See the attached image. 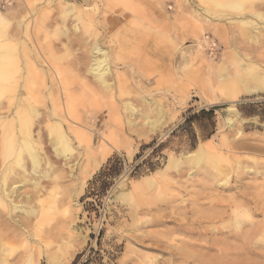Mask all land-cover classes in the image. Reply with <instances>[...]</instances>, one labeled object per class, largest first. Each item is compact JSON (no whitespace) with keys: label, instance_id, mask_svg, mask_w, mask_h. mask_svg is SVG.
Wrapping results in <instances>:
<instances>
[{"label":"rangeland","instance_id":"374dc122","mask_svg":"<svg viewBox=\"0 0 264 264\" xmlns=\"http://www.w3.org/2000/svg\"><path fill=\"white\" fill-rule=\"evenodd\" d=\"M0 12L12 38L0 118L16 84L40 147V166L6 155L0 126L14 200L0 194V264H264V0H0ZM97 42L110 89L89 71ZM56 105L72 151L51 134Z\"/></svg>","mask_w":264,"mask_h":264},{"label":"bare ground","instance_id":"6f19581e","mask_svg":"<svg viewBox=\"0 0 264 264\" xmlns=\"http://www.w3.org/2000/svg\"><path fill=\"white\" fill-rule=\"evenodd\" d=\"M227 1V0H226ZM64 2V1H63ZM48 4V3H47ZM65 4V3H64ZM63 4V5H64ZM67 4V3H66ZM65 4V5H66ZM70 5L72 6V4L70 3ZM69 4L66 5L65 7V14L70 13L71 11H69L67 8L68 6H70ZM226 5V4H225ZM60 6V5H59ZM75 6V5H74ZM226 7V6H225ZM229 8L231 9H240L241 5L238 2H234V3H230L228 4ZM228 8V9H229ZM72 9V8H71ZM97 11V9H96ZM241 12V11H240ZM60 15V14H59ZM78 15V14H77ZM80 15V14H79ZM74 17V16H73ZM78 18V17H77ZM56 19V18H55ZM72 19V18H71ZM70 19V21H71ZM59 21V20H58ZM80 22H82L80 20ZM234 22V21H233ZM10 23V19L3 16L2 13L0 12V25H2L3 28L7 29L6 30V34H5V41H4V49L0 52V71H2L4 74H8L10 71V57L11 55L9 54V50L10 48H8L10 46V43H12V38L10 35V32L8 31V26ZM227 23V22H226ZM57 24V23H56ZM64 24V23H63ZM60 25V24H59ZM81 25V24H80ZM58 28V27H56ZM63 28V27H61ZM60 32V31H59ZM73 32V31H72ZM89 32V31H88ZM92 33V32H91ZM90 33V34H91ZM53 34V33H52ZM57 34V32H56ZM51 35V34H50ZM67 36V35H66ZM97 36V35H95ZM92 37V36H91ZM59 38V37H58ZM60 39V38H59ZM17 40V39H16ZM60 41V40H59ZM62 41V40H61ZM77 41V40H76ZM58 44V43H57ZM56 44V45H57ZM13 45V44H11ZM15 45V44H14ZM66 45V44H65ZM69 46V45H68ZM6 48V49H5ZM35 49V48H34ZM200 49V48H199ZM5 50V51H4ZM36 50V49H35ZM91 57V56H90ZM92 61L90 63L89 66V71L90 73L94 76V78L98 81L99 85L101 88L104 89H110L111 88V80L109 78L110 75V67L108 65V52L105 51L100 45L99 42H97L96 47L94 48V50L92 51ZM257 60V59H256ZM255 60V61H256ZM79 61V60H78ZM76 63V62H75ZM35 64V63H34ZM79 64V62L77 63ZM246 65V64H245ZM256 67V66H254ZM259 67V66H258ZM252 70V69H249ZM247 70V71H249ZM1 72V73H2ZM84 72V71H83ZM264 72V71H263ZM86 75V74H85ZM256 77L254 80L258 83V81L261 80L260 77L258 76H254ZM87 78V76H86ZM91 78V77H90ZM248 82V76L244 77ZM13 81V80H12ZM18 85V83H17ZM98 85V86H99ZM16 86V84L14 85ZM13 86V88H15ZM3 103L1 106V110H2V115L0 118V126L1 129L4 131V144H5V148H6V155H12L14 153H17V157L20 158L21 154L23 152L25 153H29L31 156V160H33V162L35 163L36 166L39 165L40 161L38 158V154L36 153V150L38 149L39 145L37 144L35 137L33 135L32 132V128L31 126L28 124V120L29 123L32 119H28L29 117H27L26 115H28V113H26V110L24 109L23 106V101H29V103H31V97H27V96H22L20 92H16V90H14L11 86V83L8 85H5L3 87ZM20 88V87H19ZM212 90V89H211ZM214 93V92H213ZM68 97V96H67ZM53 102V101H52ZM59 103V102H58ZM57 104V103H56ZM71 104V103H70ZM69 104V105H70ZM57 109H55V112L53 113L58 119L55 123L50 124V130H51V134H54V126H59L57 127V129L59 130L60 134H59V140L61 141H57L61 143V147H63L62 149L65 150V152L67 151H72V147L70 144V140L69 138V133H71L70 131L73 132V135L78 134V132L75 131V129H73L70 125H68L67 123V118L65 117V112L63 109L58 108V105H56ZM35 107V106H32ZM60 109V110H59ZM129 109H133V108H129ZM42 110V109H41ZM54 110V109H53ZM234 110V109H233ZM33 113H37V111L34 109ZM163 113V112H162ZM39 114V112H38ZM31 115V114H29ZM28 115V116H29ZM37 116V114H36ZM164 116V115H163ZM47 118H50L49 116H47ZM46 118V120H47ZM164 118V117H163ZM157 119V118H156ZM26 120V122H25ZM40 120V119H39ZM44 120V119H43ZM49 120V119H48ZM51 120V119H50ZM49 120V121H50ZM147 120H150L149 117ZM138 121V120H137ZM35 122V121H34ZM164 123V122H163ZM31 124L33 123V120L31 121ZM151 128L153 130H155L158 127V121L154 120L152 123H149ZM45 127V126H44ZM43 127V128H44ZM41 128V126H40ZM130 129V128H129ZM158 129V128H157ZM64 130V133H63ZM152 130V131H153ZM56 132V131H55ZM58 132V133H59ZM12 134L14 137V141L18 142V145H16L17 147L15 148L13 146V137H11L9 134ZM74 135V137H75ZM37 136V134H36ZM17 137V140H16ZM88 137V136H86ZM42 138V137H41ZM40 138V139H41ZM58 138V137H56ZM90 139V138H89ZM47 141V140H46ZM60 143H59V147H60ZM4 147V146H3ZM60 147V148H61ZM4 148V149H5ZM40 148V147H39ZM3 149V150H4ZM57 152H59V148H55ZM52 150V149H51ZM50 150V151H51ZM62 150V151H63ZM39 151V150H38ZM204 152H205V148L202 146L200 148H198V150L196 152H194L193 154H189V156L187 157V161H192V160H198V164H200V159L204 156ZM69 153V152H68ZM23 155V154H22ZM172 157V156H170ZM185 158V157H184ZM46 159V158H45ZM19 160V159H18ZM18 160H16L18 162ZM27 160V159H26ZM182 160V159H181ZM15 161V160H14ZM20 161V160H19ZM22 163V162H21ZM45 163V162H44ZM6 165V164H5ZM178 165V159L176 160L173 156V158L169 161V165H168V170L171 169H175L177 168ZM40 166V165H39ZM3 168V167H2ZM9 169V168H8ZM37 169V168H36ZM54 169V168H53ZM178 169V168H177ZM35 171V170H34ZM63 171V170H62ZM64 172V171H63ZM156 173V172H155ZM154 173V174H155ZM158 173V172H157ZM26 174V173H25ZM18 175V174H17ZM47 175V174H46ZM159 176V175H158ZM47 176H41L39 178H46ZM146 180L148 181V179L146 178ZM146 182V181H145ZM4 184V183H3ZM2 184V185H3ZM5 186V185H3ZM8 188V187H7ZM41 188V187H39ZM40 192V191H39ZM115 192V191H114ZM120 192V191H119ZM15 193V192H14ZM12 193V194H14ZM0 194L7 196L8 198H10L11 202H14V200L11 198V191H8L6 188H1L0 189ZM17 197V196H16ZM42 197V196H41ZM118 197H125V192H120ZM6 198V197H5ZM2 201V199H1ZM1 203V202H0ZM3 204V202H2ZM1 205V204H0ZM6 205V204H5ZM4 206V205H3ZM16 207V204L14 205ZM6 208V206H4ZM16 210V209H15ZM68 212V211H66Z\"/></svg>","mask_w":264,"mask_h":264},{"label":"built area","instance_id":"2783aa9c","mask_svg":"<svg viewBox=\"0 0 264 264\" xmlns=\"http://www.w3.org/2000/svg\"><path fill=\"white\" fill-rule=\"evenodd\" d=\"M209 43H210L209 46H205V47L208 48V50L211 52V55L213 56L216 53L217 45L212 40H210Z\"/></svg>","mask_w":264,"mask_h":264},{"label":"trees","instance_id":"16d2710c","mask_svg":"<svg viewBox=\"0 0 264 264\" xmlns=\"http://www.w3.org/2000/svg\"><path fill=\"white\" fill-rule=\"evenodd\" d=\"M211 113H213V111Z\"/></svg>","mask_w":264,"mask_h":264}]
</instances>
